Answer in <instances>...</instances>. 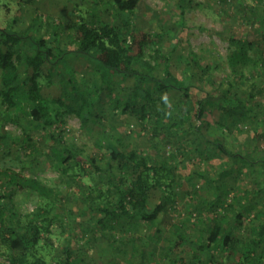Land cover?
<instances>
[{
	"label": "trees",
	"instance_id": "16d2710c",
	"mask_svg": "<svg viewBox=\"0 0 264 264\" xmlns=\"http://www.w3.org/2000/svg\"><path fill=\"white\" fill-rule=\"evenodd\" d=\"M138 1L68 0L71 4L69 14L75 18L72 26L79 35L77 46L70 48L65 43L60 44L57 52L54 47V42L60 38L57 24L48 25V29L37 36L32 34V28L23 31L16 28L14 22L17 19L12 21V26L0 27V126L2 122L14 123L21 131L22 140L27 142L29 131L36 129L39 123L50 130L53 124L63 122L64 116L70 112L77 113L84 120L93 117L91 103L99 101L103 92L108 90L109 83L112 82L115 87L122 81L123 84L118 85L121 92L109 103L113 115L118 113L134 117L141 125L140 130L148 122L152 123L154 137L162 133L167 144L182 140L187 143L185 137H189L198 157L214 156L217 150L219 155L229 159V173L235 172L234 169L239 173L241 168H236L238 164H246L255 173H262L264 155L255 157L250 152L242 155L230 151L224 144L227 123L252 117L250 100L231 96V82L227 88L219 89L216 95L205 93L194 102L189 93L191 85L177 81L169 69L167 55L154 47L156 64H161L160 70H155L141 53L131 52L129 38ZM185 1L179 2L181 12ZM102 7H108L114 13L116 20L113 24L98 18L91 21L86 18L89 11H99ZM34 18H38L34 19V23L39 28L42 20ZM255 21V18L251 19V23ZM164 28L167 35L178 36L184 28L183 13ZM228 42L233 72L238 73L240 80L246 79L244 69H258L251 53L253 46L247 39L233 35ZM74 58L93 63V73L81 75L78 80L64 74L60 61L71 64ZM146 66L153 71H145ZM42 78L49 83L66 82L64 97L49 99L44 96ZM207 109L218 113L214 123L215 133L210 130L211 123L203 119ZM18 113L23 114V118ZM193 119L196 121L193 122ZM122 135L123 138L104 136L108 153L104 167L96 156H89L93 173L105 178L107 185L105 190H100L97 183H94L95 188L86 186L87 194L82 198L84 207L94 215L97 227L111 231L109 244L112 247L125 242L116 237L117 228L124 231L127 222L133 224L134 231L143 223L153 225L162 213L173 206L177 197L173 186L176 179L174 168L167 167L155 157V154L162 157L163 150L153 145L147 153H140L124 140L129 135ZM49 136L55 144L50 148V155L56 159L55 165L61 169V175L72 184L78 182L81 185L77 171L85 170L76 159L81 149L64 141L60 135L56 137L51 131ZM206 183L214 192L220 189L216 179ZM16 187L37 194L43 202L22 213L11 200ZM154 194H157L158 202L153 206L150 200ZM63 199L64 195L58 188L37 177H23L10 168L0 169V255L7 261L4 264H50L47 257L53 258L52 251H55L52 228L59 223L57 212ZM226 208L227 217L223 215L221 219L201 226L200 232L206 233L204 240H184L179 236L182 247L191 251L195 264H215L221 256L233 253L238 246L239 238L234 233V227L241 213L234 211L233 205L228 204ZM255 209L254 216L259 221L252 233H258L259 238H249L234 264H264V198ZM128 238L132 249L130 264H150L149 242L140 236L130 238L128 234ZM120 251L124 253L122 249ZM60 255L56 264L77 262L69 247H65Z\"/></svg>",
	"mask_w": 264,
	"mask_h": 264
},
{
	"label": "rangeland",
	"instance_id": "374dc122",
	"mask_svg": "<svg viewBox=\"0 0 264 264\" xmlns=\"http://www.w3.org/2000/svg\"><path fill=\"white\" fill-rule=\"evenodd\" d=\"M179 2L181 0L138 1L129 38L131 52L141 53L142 58L155 70H160L161 64H156L154 49L158 48L161 54L167 55L170 59L169 69L177 81L191 85L189 93L194 102L205 93L216 95L219 89L227 88L231 82V96L249 99L252 117L233 124L231 122L230 125L226 121L228 126H225L224 144L232 152L242 155L250 152L255 157L263 156L264 0H186L183 12ZM70 9L68 0H0V27H7L17 19L14 22L16 28L22 31L32 28V34L37 36L43 34L48 25L57 24L60 27V38L54 42L57 52L60 44L65 43L70 48L77 46L79 35L72 26L75 18L69 14ZM181 13L184 19L181 33L175 37L167 35L164 27L178 20ZM34 17L42 20L39 28L34 23V19L38 18ZM86 18L90 21L98 18L111 24L116 20L108 7L89 11ZM253 18L256 19L255 23H251ZM232 35L247 39L253 46L251 53L257 61L258 69H244L246 79L240 80L238 73H234L231 67L228 41ZM93 67V63L80 58H74L71 64L60 61L61 71L77 80L81 75H91ZM153 69L144 67L147 72ZM41 81L44 96L49 99L64 97L66 82L49 83L44 78ZM120 83L123 84L120 81L115 87L112 82L109 83L106 87L108 90L103 92L99 101L91 103L93 117L84 120L77 113L70 112L64 116L63 122L53 124L50 130L44 129L39 123L36 129L29 131L31 140L27 142L22 140L21 131L14 123L2 122L0 126V169L10 168L23 177H37L47 185L58 188L64 195L61 205L58 204L61 206L57 212L59 223L52 228L55 251H52L53 258L47 257L49 263L56 264L64 248L69 247L74 258H77L74 264H130L132 249L128 242L129 234L130 238L140 236L149 242L147 249L150 264H195L191 251L182 247L179 236L184 240H204L206 233L200 232L201 226L211 220H219L223 215L227 217L225 210L230 204L235 208L234 211L241 213L234 227V233L239 238L235 249L237 254L234 251L221 256V260L215 264H234L249 238H259L258 233H252V229L259 221L254 216L255 206L264 198V171L258 174L246 164H238L236 168H241L240 172L234 169L235 172L229 173V159L219 155L217 150L214 156L198 157L189 137H185L187 143L182 140L183 143L172 141L167 144L162 133L154 137L152 123L148 122L140 130L141 125L134 117L118 113L113 115L109 103L121 92L118 86ZM81 85H78L80 89L83 88ZM217 114L207 109L203 116L205 121L211 123L212 133L216 131L214 123ZM22 115L19 114L21 118ZM50 131L81 149L76 158L85 170H76L81 185L69 182L55 165L56 159L50 155V148L55 146L49 136ZM122 134L129 135L124 140L140 153H147L153 145L163 150L162 157L154 154L167 167L174 168L176 179L173 186L177 197L173 206L162 213L153 225L143 223L136 226L134 231L133 224L127 222L124 231L117 228L114 231L116 237L125 242L112 247L109 244L111 231L97 227L94 215L84 207L82 198L87 194L86 186L95 188L94 183H97L100 190H105L107 185L105 178L93 173L89 156H96L104 167L108 155L104 136L123 138ZM213 179L219 184L218 192L206 186V181ZM11 200L22 213L31 211L43 202L37 194L21 187H16ZM157 202L158 196L154 194L150 204L154 206ZM121 249L124 253L118 252ZM175 259L177 262L174 263ZM4 263L7 261L0 255V264Z\"/></svg>",
	"mask_w": 264,
	"mask_h": 264
},
{
	"label": "clouds",
	"instance_id": "9594fccd",
	"mask_svg": "<svg viewBox=\"0 0 264 264\" xmlns=\"http://www.w3.org/2000/svg\"><path fill=\"white\" fill-rule=\"evenodd\" d=\"M165 99H166V97H165Z\"/></svg>",
	"mask_w": 264,
	"mask_h": 264
}]
</instances>
